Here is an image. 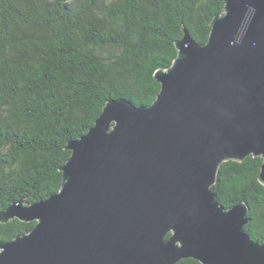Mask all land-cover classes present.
Listing matches in <instances>:
<instances>
[{
  "label": "water",
  "instance_id": "1",
  "mask_svg": "<svg viewBox=\"0 0 264 264\" xmlns=\"http://www.w3.org/2000/svg\"><path fill=\"white\" fill-rule=\"evenodd\" d=\"M182 31L152 103L107 101L67 142L58 192L0 211L36 221L0 241V264H264L247 205L212 189L222 162L249 155L264 184V0H226L204 44Z\"/></svg>",
  "mask_w": 264,
  "mask_h": 264
},
{
  "label": "trees",
  "instance_id": "2",
  "mask_svg": "<svg viewBox=\"0 0 264 264\" xmlns=\"http://www.w3.org/2000/svg\"><path fill=\"white\" fill-rule=\"evenodd\" d=\"M225 1L0 0V211L58 192L67 142L84 135L109 100L152 103L160 89L154 73L171 65L182 27L204 44ZM261 162L252 155L224 161L212 185L225 208L247 205L244 230L258 243ZM35 223L0 222V241Z\"/></svg>",
  "mask_w": 264,
  "mask_h": 264
}]
</instances>
